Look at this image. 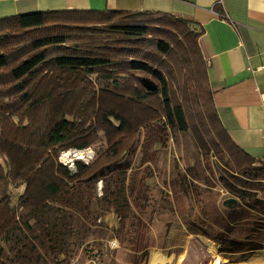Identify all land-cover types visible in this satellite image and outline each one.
Instances as JSON below:
<instances>
[{"label":"trees","instance_id":"16d2710c","mask_svg":"<svg viewBox=\"0 0 264 264\" xmlns=\"http://www.w3.org/2000/svg\"><path fill=\"white\" fill-rule=\"evenodd\" d=\"M199 35L152 13L0 20V264H142L180 223L230 264L262 248L264 163L218 124Z\"/></svg>","mask_w":264,"mask_h":264},{"label":"crops","instance_id":"0c3cea01","mask_svg":"<svg viewBox=\"0 0 264 264\" xmlns=\"http://www.w3.org/2000/svg\"><path fill=\"white\" fill-rule=\"evenodd\" d=\"M60 11L152 13L189 22L215 116L237 150L264 163V0H0V20Z\"/></svg>","mask_w":264,"mask_h":264},{"label":"rangeland","instance_id":"374dc122","mask_svg":"<svg viewBox=\"0 0 264 264\" xmlns=\"http://www.w3.org/2000/svg\"><path fill=\"white\" fill-rule=\"evenodd\" d=\"M181 145L179 149L175 146L172 137L169 136L166 152V163L164 168L169 166V161L175 160L181 169H184L183 152ZM94 155L93 149L88 148L80 153L73 150L60 154L59 160L62 164H70L72 160L80 159L83 162H89ZM212 160V157L210 159ZM154 183H159L158 176L154 175ZM223 196L228 194L218 188ZM100 191V184H98ZM104 222L108 227L115 228L118 224V218L115 214L109 213L104 217ZM110 249H117L118 243L115 239L108 241ZM154 262V263H153ZM230 264L221 257L219 248L209 239L200 235L188 232L183 224H176L171 227L167 236L155 238V245L148 249V256L142 264ZM236 264H264V242L262 248L255 251L249 261Z\"/></svg>","mask_w":264,"mask_h":264},{"label":"water","instance_id":"95a60500","mask_svg":"<svg viewBox=\"0 0 264 264\" xmlns=\"http://www.w3.org/2000/svg\"><path fill=\"white\" fill-rule=\"evenodd\" d=\"M139 81H140L141 85L149 91H153L156 89V86L149 79L141 78V79H139ZM235 203H236V201L234 199H227L224 201L223 204L226 207H232L235 205Z\"/></svg>","mask_w":264,"mask_h":264},{"label":"bare ground","instance_id":"6f19581e","mask_svg":"<svg viewBox=\"0 0 264 264\" xmlns=\"http://www.w3.org/2000/svg\"><path fill=\"white\" fill-rule=\"evenodd\" d=\"M154 263V262H153ZM152 264V263H151ZM160 264V263H159Z\"/></svg>","mask_w":264,"mask_h":264}]
</instances>
